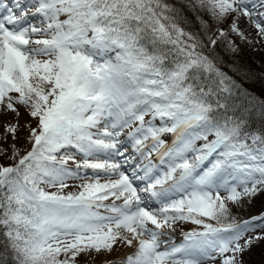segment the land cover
<instances>
[{
  "label": "snow or ice",
  "instance_id": "6c2138e0",
  "mask_svg": "<svg viewBox=\"0 0 264 264\" xmlns=\"http://www.w3.org/2000/svg\"><path fill=\"white\" fill-rule=\"evenodd\" d=\"M241 45L264 47V0H0V264H247L264 100L237 105L255 71L217 51Z\"/></svg>",
  "mask_w": 264,
  "mask_h": 264
},
{
  "label": "trees",
  "instance_id": "16d2710c",
  "mask_svg": "<svg viewBox=\"0 0 264 264\" xmlns=\"http://www.w3.org/2000/svg\"><path fill=\"white\" fill-rule=\"evenodd\" d=\"M225 28H227V24L223 25ZM243 26V25H242ZM250 31V29H249ZM242 52L238 57H231L226 55L222 49H217V51L220 53V56L223 58L222 62L220 64V67L222 70L229 75H234L232 72V69L230 68V64L233 62V60H237L238 62L242 64L249 65L251 68L255 71V79L250 80L247 82H242L244 88L258 98L257 101H251L249 103V98L245 97L244 95H239L236 98V103L238 106H243L245 104H248V106H251V103H257L259 100H264V52L263 50L254 51L251 47L248 45H241ZM235 79L239 81V77L234 76ZM15 116L13 113H8L7 115H0V137L4 134V125L6 122H14ZM29 117L24 112L23 109H21V117H20V123L25 124L29 121ZM34 123V122H33ZM251 125L254 129L260 130L261 128H264V121H261L257 116L253 117L251 120ZM20 139L17 141L18 146H21L23 149H29L30 145L26 143L25 137L27 136L26 130H21L19 133ZM9 142H11V139L9 138ZM0 162L9 163L10 161H4L2 158H0ZM261 211H264V194L256 197L251 204H245L241 207H234L233 208V215L237 219H248L249 217L253 215L259 214ZM192 228L196 227L195 225H190ZM254 255H247L246 261L247 264H262V261H264V247H257L255 248ZM106 261L104 259H101L100 261L95 258V256H84L81 255L78 258V264H105Z\"/></svg>",
  "mask_w": 264,
  "mask_h": 264
},
{
  "label": "rangeland",
  "instance_id": "374dc122",
  "mask_svg": "<svg viewBox=\"0 0 264 264\" xmlns=\"http://www.w3.org/2000/svg\"><path fill=\"white\" fill-rule=\"evenodd\" d=\"M250 31H252V30L250 29ZM36 38H39V37H36ZM260 49L263 50V52H264V47H261ZM129 151H131V148L130 147H129ZM76 159L77 160H81L82 157L79 156V155H77L76 156ZM69 163H70V165H72V162L71 161ZM72 166L74 167V165H72ZM105 179H106V177H105ZM80 182L81 181H79V180H77V181H70L69 183L72 185V187H70L68 190L69 191H77L78 189L75 187V185H78ZM222 195H223V193H222ZM117 203H120V201H117ZM152 207L155 208L156 205L153 204ZM190 225H191L190 223H181L179 226L176 227L175 232L173 233V235L175 237V242L177 244H179L182 241V239H183L182 232L192 229V227ZM162 239H166V237H163ZM126 248H129V247H126L123 244H119V245H117L114 248V250L111 253L101 252L98 255L93 254L92 256H95V258L97 260H99V261L101 259H104L106 261L105 264H107L108 261H113V260H117V259H120V258H124V257H126L128 254H130L132 252V251L127 252L126 251ZM254 251H255V248L250 253H248L247 255H254L255 254Z\"/></svg>",
  "mask_w": 264,
  "mask_h": 264
},
{
  "label": "bare ground",
  "instance_id": "6f19581e",
  "mask_svg": "<svg viewBox=\"0 0 264 264\" xmlns=\"http://www.w3.org/2000/svg\"><path fill=\"white\" fill-rule=\"evenodd\" d=\"M127 252L133 251L131 248H126Z\"/></svg>",
  "mask_w": 264,
  "mask_h": 264
}]
</instances>
